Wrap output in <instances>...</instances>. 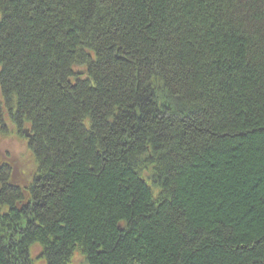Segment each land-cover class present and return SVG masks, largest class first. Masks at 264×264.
<instances>
[{
  "label": "trees",
  "instance_id": "1",
  "mask_svg": "<svg viewBox=\"0 0 264 264\" xmlns=\"http://www.w3.org/2000/svg\"><path fill=\"white\" fill-rule=\"evenodd\" d=\"M0 124V264H264V0H0Z\"/></svg>",
  "mask_w": 264,
  "mask_h": 264
},
{
  "label": "rangeland",
  "instance_id": "2",
  "mask_svg": "<svg viewBox=\"0 0 264 264\" xmlns=\"http://www.w3.org/2000/svg\"><path fill=\"white\" fill-rule=\"evenodd\" d=\"M5 156L11 157V159H8L18 171H20V167L22 166L19 161L22 160L24 165L31 164L27 156L25 143L16 136L15 130L11 125L8 127V135H0V158L2 159Z\"/></svg>",
  "mask_w": 264,
  "mask_h": 264
},
{
  "label": "water",
  "instance_id": "3",
  "mask_svg": "<svg viewBox=\"0 0 264 264\" xmlns=\"http://www.w3.org/2000/svg\"><path fill=\"white\" fill-rule=\"evenodd\" d=\"M23 132H24V134H25V136H26L27 138L30 137V133L28 132L27 129H24Z\"/></svg>",
  "mask_w": 264,
  "mask_h": 264
}]
</instances>
